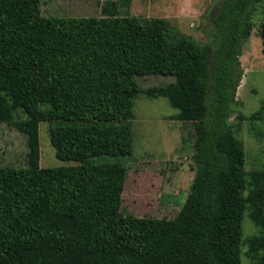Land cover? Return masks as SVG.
<instances>
[{"label": "trees", "instance_id": "1", "mask_svg": "<svg viewBox=\"0 0 264 264\" xmlns=\"http://www.w3.org/2000/svg\"><path fill=\"white\" fill-rule=\"evenodd\" d=\"M40 1L0 0V123L21 111L30 135L28 165L0 166V264H241L243 244L264 264V171L245 169L230 121L258 0H214L205 43L163 18L118 16L131 0L83 17L44 16ZM259 35L264 53V22ZM159 74L173 80L136 81ZM138 93L193 125V177L172 218L121 210ZM40 121L74 163L38 166ZM246 212L258 233L243 239Z\"/></svg>", "mask_w": 264, "mask_h": 264}, {"label": "rangeland", "instance_id": "2", "mask_svg": "<svg viewBox=\"0 0 264 264\" xmlns=\"http://www.w3.org/2000/svg\"><path fill=\"white\" fill-rule=\"evenodd\" d=\"M106 0H41L44 16H101ZM214 0H131L120 6L117 15L158 17L200 43L212 39L205 32V13ZM264 22V0H258L252 13L250 35L242 44L240 62L243 76L236 93V106L230 118L245 152V169L264 171V53L259 35ZM173 80L167 75L136 77L140 88L165 85ZM133 153L126 162L128 175L121 196V210L139 216L172 218L182 206L193 177V138L191 122L171 118L177 110L164 96L148 97L143 93L132 99ZM262 110L258 117L252 114ZM26 116L14 113L15 123H0V166L25 167L29 160L27 126L18 122ZM50 123L38 122V166L72 164L55 156L50 142ZM32 154V152H31ZM31 158V156H30ZM243 239L258 233L248 217L242 218ZM241 248V264H253Z\"/></svg>", "mask_w": 264, "mask_h": 264}]
</instances>
